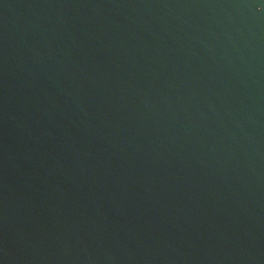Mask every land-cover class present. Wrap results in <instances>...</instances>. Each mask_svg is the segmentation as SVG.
<instances>
[{
    "label": "water",
    "instance_id": "1",
    "mask_svg": "<svg viewBox=\"0 0 264 264\" xmlns=\"http://www.w3.org/2000/svg\"><path fill=\"white\" fill-rule=\"evenodd\" d=\"M0 264H264V0H0Z\"/></svg>",
    "mask_w": 264,
    "mask_h": 264
}]
</instances>
